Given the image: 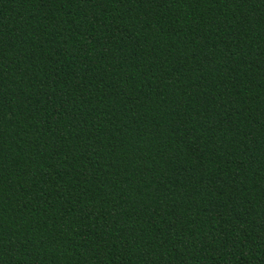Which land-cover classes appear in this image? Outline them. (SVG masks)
Wrapping results in <instances>:
<instances>
[{
    "label": "trees",
    "instance_id": "obj_1",
    "mask_svg": "<svg viewBox=\"0 0 264 264\" xmlns=\"http://www.w3.org/2000/svg\"><path fill=\"white\" fill-rule=\"evenodd\" d=\"M0 264H264V0H0Z\"/></svg>",
    "mask_w": 264,
    "mask_h": 264
}]
</instances>
